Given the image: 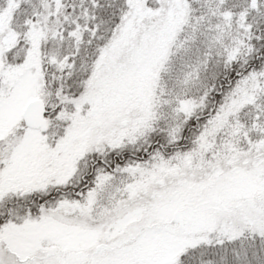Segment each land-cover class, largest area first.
I'll return each mask as SVG.
<instances>
[{"label": "snow or ice", "instance_id": "6c2138e0", "mask_svg": "<svg viewBox=\"0 0 264 264\" xmlns=\"http://www.w3.org/2000/svg\"><path fill=\"white\" fill-rule=\"evenodd\" d=\"M0 264H264V0H0Z\"/></svg>", "mask_w": 264, "mask_h": 264}]
</instances>
